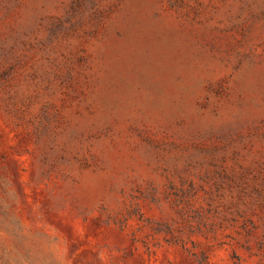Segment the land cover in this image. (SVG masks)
<instances>
[{
  "label": "rangeland",
  "instance_id": "obj_1",
  "mask_svg": "<svg viewBox=\"0 0 264 264\" xmlns=\"http://www.w3.org/2000/svg\"><path fill=\"white\" fill-rule=\"evenodd\" d=\"M0 264H264V0H0Z\"/></svg>",
  "mask_w": 264,
  "mask_h": 264
}]
</instances>
